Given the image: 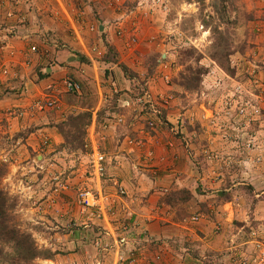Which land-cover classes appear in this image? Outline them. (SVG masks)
<instances>
[{
  "label": "rangeland",
  "instance_id": "1",
  "mask_svg": "<svg viewBox=\"0 0 264 264\" xmlns=\"http://www.w3.org/2000/svg\"><path fill=\"white\" fill-rule=\"evenodd\" d=\"M65 80L78 81L79 93ZM123 132L144 151L125 166L136 162L145 185L169 166L158 157L184 151L203 221L230 194L245 202L234 217L211 214V246L226 249L240 229L254 253L240 264L264 260V216L252 212L264 204V0H0L1 186L21 228L53 253L34 264H150L136 254L129 263L133 251L118 259L128 224L104 203L115 178L104 184L89 163L94 148H126ZM250 180L258 198L240 186ZM84 190L96 204L79 202ZM188 194L167 189L159 200L178 215ZM200 216L178 218L203 241L193 230Z\"/></svg>",
  "mask_w": 264,
  "mask_h": 264
},
{
  "label": "crops",
  "instance_id": "2",
  "mask_svg": "<svg viewBox=\"0 0 264 264\" xmlns=\"http://www.w3.org/2000/svg\"><path fill=\"white\" fill-rule=\"evenodd\" d=\"M15 17L17 18L19 16ZM25 26L26 24L24 27ZM105 32L110 33L111 29L108 28ZM45 70L48 72L49 68H45ZM35 78L38 79V76L35 75L34 79ZM47 79L49 78H44L41 81L44 83ZM26 85H28V83H26ZM132 123L133 126L136 123L135 127L139 126L138 122L135 120ZM140 132L142 131L140 130ZM125 134L126 133L124 132L120 133L121 137L118 141H120V139L124 140L123 142L126 146L129 137H126ZM138 134L139 138L136 139H140L141 135L140 133ZM133 135L131 137H133ZM155 138L156 137L152 136L151 138H148V141L152 142ZM107 143L109 144L110 141H107ZM134 146L133 142L128 140L126 148L122 145L120 151L116 152V150L113 149L111 151L112 155L107 154L110 151L109 146L102 147L105 156V177H103V179L105 178L106 180L104 179V184L107 183V181L113 182L112 179L108 178H115V182H113L115 187H104L106 192L109 193L105 197L104 203L107 207L111 203L110 206L114 208L115 211L118 210L119 212H117V214L124 218L123 220L128 224L125 227L128 232H124V235L120 236L124 242L121 244L120 248L115 250L118 259L123 257L127 258L130 251H133V253L140 256L141 260H144L146 256H150V264H240L248 257H250V259L253 258L254 253H252L251 249L252 240L244 234L240 235V229L236 232L233 231L231 241L228 238L226 239V241L228 240V242H231L230 244L228 243L226 249L216 248L218 250L217 252L211 246L212 241H216L215 234L210 229L212 220L210 222L208 221L211 214L219 216V221H222L224 217L226 219H228L229 216L234 217L238 211L240 213L245 202H243L244 204H241L240 202L236 203L233 200L234 197L232 196L231 198L230 194L229 199L225 200V204L219 200L218 204L211 206V210L208 212L209 214H204L205 219L207 220L203 221L204 217L198 209L200 206L203 207L205 201H201L203 195L198 189H195L190 185L193 180V178L190 179L192 169L191 166L186 163L188 158L187 156H184V151L175 146L174 150L169 151L170 155L166 157L167 160L164 157H158L160 160H163L159 164L167 163L169 166L168 168H159L157 170L158 176H154V181H150V183L145 185L142 183L143 181L138 172L139 170L136 162L131 164V167L134 169L131 172H129L125 166L126 161L130 160V157L136 160L144 153L141 147L136 148ZM163 149H161L158 154L161 152V154L164 155L166 150ZM133 159L131 161H134ZM155 179H158L159 181L161 180V182H155ZM262 179L264 183V176H262ZM154 182L155 188L161 183L164 188H160L159 192H157L152 186ZM240 186H250V188L253 189L252 192L254 194L252 198H258L259 195L264 193V191H261L259 195L256 194L258 189L255 187L254 181L251 180L248 183H241ZM113 189H115V191ZM167 189H187L189 191L190 198L181 204L178 209L180 214L178 215L176 214L175 208H165L164 204L159 200ZM120 190H122L123 193H121ZM152 190L156 192L151 194ZM99 198H102L101 191H99ZM256 201L252 212L255 213L256 218H262V216H264V204L262 201ZM101 207L103 208V206ZM228 207L230 209L227 210ZM102 211L104 215V209H102ZM196 214L201 215V218L198 221L200 222L198 225H196L197 223H194L193 230H199L204 234L203 241L192 233V231L188 232L186 225L182 224L178 218V216L180 218H185ZM201 221H203V223ZM131 230L132 232H130ZM105 239H109V236H106ZM217 242H220V240H217ZM198 252L203 253L201 254ZM209 252L214 253L210 255ZM153 256H155V258Z\"/></svg>",
  "mask_w": 264,
  "mask_h": 264
},
{
  "label": "trees",
  "instance_id": "3",
  "mask_svg": "<svg viewBox=\"0 0 264 264\" xmlns=\"http://www.w3.org/2000/svg\"><path fill=\"white\" fill-rule=\"evenodd\" d=\"M218 42L222 43L221 38ZM108 50L110 51V48ZM221 54H219V57ZM119 68L123 70V73L126 71V67L121 64H119ZM44 75L48 76L46 73ZM72 81L79 87L81 86L78 81ZM75 93H79V91ZM88 117L89 114H86V118ZM79 118L82 117H71L72 121L80 124L81 120ZM81 141H79L80 144ZM5 174L4 165L0 164V264H34V260L39 258L51 259L53 253L38 248L31 234L21 228L17 216L14 214V200L1 186V179ZM183 192L178 193L182 194ZM220 195L224 197L225 194L221 193ZM189 198L188 194L186 200ZM228 199L229 197L226 200ZM133 254L135 255V253ZM2 258H5V260ZM134 258L136 259V255Z\"/></svg>",
  "mask_w": 264,
  "mask_h": 264
},
{
  "label": "built area",
  "instance_id": "4",
  "mask_svg": "<svg viewBox=\"0 0 264 264\" xmlns=\"http://www.w3.org/2000/svg\"><path fill=\"white\" fill-rule=\"evenodd\" d=\"M32 52H35V47L31 48ZM65 89L68 92H72V91H78L79 90V86L73 82L72 80H65L63 82ZM120 106L121 107H128L130 106L129 101H120ZM50 104V103H49ZM89 163H90V167L91 169L96 173V175L98 176V178H102L105 175V156L102 152L98 151V149L94 148L92 153H90L89 155ZM121 193H123L122 190H120ZM79 202L88 206V205H93L96 204V200L93 196V194L90 191L84 190L82 192L79 193ZM116 242L118 243H123L124 240L120 239L117 240ZM117 243V244H118ZM129 263H134L136 260L134 258V255H131L128 258ZM262 261H257L256 259L253 261L255 264H263Z\"/></svg>",
  "mask_w": 264,
  "mask_h": 264
},
{
  "label": "clouds",
  "instance_id": "5",
  "mask_svg": "<svg viewBox=\"0 0 264 264\" xmlns=\"http://www.w3.org/2000/svg\"><path fill=\"white\" fill-rule=\"evenodd\" d=\"M118 103H119V105H120V103H121V102H120V99L118 100Z\"/></svg>",
  "mask_w": 264,
  "mask_h": 264
},
{
  "label": "water",
  "instance_id": "6",
  "mask_svg": "<svg viewBox=\"0 0 264 264\" xmlns=\"http://www.w3.org/2000/svg\"><path fill=\"white\" fill-rule=\"evenodd\" d=\"M102 29V27H100V30Z\"/></svg>",
  "mask_w": 264,
  "mask_h": 264
}]
</instances>
